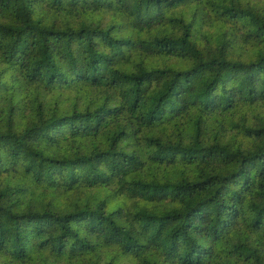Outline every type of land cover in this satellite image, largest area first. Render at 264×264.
Masks as SVG:
<instances>
[{
    "label": "trees",
    "instance_id": "obj_1",
    "mask_svg": "<svg viewBox=\"0 0 264 264\" xmlns=\"http://www.w3.org/2000/svg\"><path fill=\"white\" fill-rule=\"evenodd\" d=\"M0 264H264V0H0Z\"/></svg>",
    "mask_w": 264,
    "mask_h": 264
}]
</instances>
